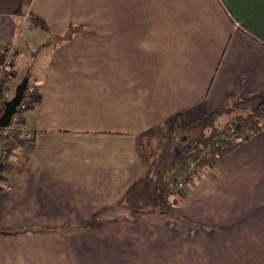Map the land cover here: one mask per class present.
Wrapping results in <instances>:
<instances>
[{"label":"crops","instance_id":"1","mask_svg":"<svg viewBox=\"0 0 264 264\" xmlns=\"http://www.w3.org/2000/svg\"><path fill=\"white\" fill-rule=\"evenodd\" d=\"M9 44L35 139L0 166V264H264V127L164 212L142 151L175 115L264 99V0H0Z\"/></svg>","mask_w":264,"mask_h":264},{"label":"trees","instance_id":"2","mask_svg":"<svg viewBox=\"0 0 264 264\" xmlns=\"http://www.w3.org/2000/svg\"><path fill=\"white\" fill-rule=\"evenodd\" d=\"M239 111L240 110L237 108L223 106L220 109L205 115L201 122L198 123V126L194 127L196 129L189 128L188 131L183 128H185V125L191 121H186L183 114L175 115L169 119L167 123L177 128L176 136L179 143L181 140L188 141V134L192 137L195 136V138L189 141L191 144V152L183 155L182 158L177 161V164L174 163L171 167L170 170L173 171L168 175V178L165 181L167 183L166 187L171 186V181L174 176L182 175L183 172L186 173L187 170L189 171L191 164H194L195 168H200L203 164L205 165L207 161L204 160L203 157L200 158L202 154L206 153L209 155L210 160L217 161L231 152L238 146V144L250 137L251 134L258 132L264 127V99H262L260 103L249 112H243V114L237 113ZM223 116H231V118L224 124L223 128L217 129L216 123H218V120ZM198 121L199 120L196 122ZM234 125L239 126V128H237L239 135L233 130L232 126ZM195 132H197L196 135ZM221 135L226 136L227 139H222L221 143L216 144L215 138L221 137ZM230 136H233L234 139H231L232 137ZM176 146L179 147V145ZM147 176L148 175L144 178H147ZM139 182H141V180ZM167 204L168 200L167 195L165 194L158 202L155 209L164 212L162 211L163 207H167Z\"/></svg>","mask_w":264,"mask_h":264},{"label":"rangeland","instance_id":"3","mask_svg":"<svg viewBox=\"0 0 264 264\" xmlns=\"http://www.w3.org/2000/svg\"><path fill=\"white\" fill-rule=\"evenodd\" d=\"M19 82H20L19 79H17V80H15L14 83L18 84ZM13 93H14V89L11 91L9 99L13 96ZM237 113L243 114V111L240 110ZM202 118L196 119V120L191 121V122L188 121L189 123H187L185 125L186 127L183 129L187 130V131L189 130V128L196 129L194 127L198 126V123L201 122ZM230 118H231V116L221 117L218 120V123H216L217 129L223 128L224 124L226 122H228L230 120ZM191 120H193V119H191ZM197 120H199V121L196 122ZM232 127H233V130L236 131L237 134L239 135V132L237 131V128H239V126L234 125ZM176 129H177L176 127L170 126L168 128H164V131H162V132L155 133L156 135L153 139L152 138L147 139L145 147L142 150L145 152L144 157H145L146 161L152 160L153 155L156 154L155 169H158V166H159L158 171H160V172H157L156 175H154V176L156 177L155 181H158V180L160 181L159 182L160 187L163 186V185H161V183L165 182L168 178V175H170V173L173 171L170 169L174 165V163L177 164V161H179L183 155H186V154L191 152V149H190L191 144L189 141L191 139L195 138V136L192 137L191 135L188 134V137H189L188 141L181 140L180 141L181 144H180L178 142V139L176 136V132H177ZM192 131H194V130H192ZM196 134H197V132H195V135ZM193 135H194V132H193ZM229 135H231V134H229ZM230 137H232L231 139H234L233 136H230ZM173 139H174V141H173ZM219 139H227V138H226V136L221 135V137L215 138V141H219ZM176 145H179V147H177ZM205 154L206 153L202 154L200 158L204 157ZM195 172H196V169L194 167V164H191L189 171L187 170L186 173L183 172V174H182V172H181L182 175L174 176L172 178V181H171L172 184H171L169 190L167 189V191H166V195H168L167 199L169 196H171L169 198L178 199L184 193V188H185L186 182L189 181L191 178H194V176L196 175ZM178 174H180V173H178ZM173 182L175 184H176V182L181 183L182 188L180 190H176L175 184L173 185ZM148 203L150 204L149 201H148ZM148 203H147V205H148ZM145 207H147V206L146 205L141 206V208H145Z\"/></svg>","mask_w":264,"mask_h":264},{"label":"built area","instance_id":"4","mask_svg":"<svg viewBox=\"0 0 264 264\" xmlns=\"http://www.w3.org/2000/svg\"><path fill=\"white\" fill-rule=\"evenodd\" d=\"M16 56V48L13 44H9L0 48V115L3 110L4 103L9 100L7 92L14 80V63ZM35 94V87L27 85L21 101L15 108V112L9 119L7 126L0 128V166L9 155V145L17 139L32 142L35 139V133L32 130L25 129L22 126V116L29 108ZM222 139L216 141V144L221 143ZM207 162L211 161L208 154L203 157ZM175 183L173 182V185ZM176 190L182 188V184L176 182Z\"/></svg>","mask_w":264,"mask_h":264},{"label":"water","instance_id":"5","mask_svg":"<svg viewBox=\"0 0 264 264\" xmlns=\"http://www.w3.org/2000/svg\"><path fill=\"white\" fill-rule=\"evenodd\" d=\"M28 81L26 78L15 87L13 96L4 103L2 113L0 115V128L7 126L10 117L15 112L16 106L21 101L22 95L27 87Z\"/></svg>","mask_w":264,"mask_h":264}]
</instances>
